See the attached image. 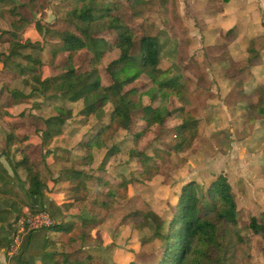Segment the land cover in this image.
Segmentation results:
<instances>
[{
    "label": "rangeland",
    "instance_id": "obj_1",
    "mask_svg": "<svg viewBox=\"0 0 264 264\" xmlns=\"http://www.w3.org/2000/svg\"><path fill=\"white\" fill-rule=\"evenodd\" d=\"M14 1L25 4L19 12L25 14L31 24L26 30L11 29L9 13L0 11V28L14 32V36L5 38L37 41L42 37L34 27L35 22H54L64 11L66 0ZM120 12L128 25L136 30L137 38L151 35L160 39V68L170 70L172 77L177 78L185 89L181 97H170L169 108L194 111L200 120L198 134L181 150L173 138L177 122L168 120L163 127H155L145 137L144 144L163 149L160 157H156L158 175L152 181L142 180L139 176L141 165L130 159L134 144L133 136L128 132L117 130L105 148H96L93 164L77 167L86 173L83 180L87 186V190L79 195L88 198L90 203L96 198H104L106 190L98 183L101 177L119 183L126 178L129 186L119 189L115 207L92 232V241L69 244L70 238L80 232L78 227L71 237L55 236L53 242L59 246L58 253L55 252L57 261L67 264V260H76L82 264V257L89 255L95 259L94 264L156 263L162 254V236L154 228L138 231L132 224L122 222L124 216L136 211H154L167 220L161 228V234H165L183 186L194 182L200 189H206L223 175L232 186L243 234L248 238V256H242L236 264H264V239L248 229L253 217L264 214V124L258 113L264 108V0H168V5H164L163 0H140ZM97 41L94 50L86 49L76 59V66L82 71L88 69V62L95 55L103 66L119 57L118 50L104 53V42ZM137 56L138 50L134 53V57ZM44 59L45 78L65 70L66 54H55L47 46ZM101 74L104 82L109 83L107 75L103 71ZM26 80L29 84L34 83L12 65L0 63V91L7 87L10 91L19 90L30 95L32 86ZM150 99L148 91L143 93L141 104H147ZM73 106L78 107L75 110L78 113L82 104L65 100L51 103L49 98L35 93L30 100L10 110H2L0 131L11 133L14 126L23 133H35L37 139L39 132L46 129L44 121L47 118L56 116L61 108ZM109 111L110 106L106 108V112ZM108 122L109 116L101 122L95 117L77 116L68 122L64 134L51 139L60 158L66 161L67 169H74L79 157L85 156L79 144L88 141ZM134 122L133 131L138 132L142 123L138 117ZM1 136L5 138L4 134ZM1 146L9 153L7 137ZM40 147L37 145L36 152ZM113 148L116 154L106 168H102L106 152ZM151 149L148 154L152 157ZM11 156V170L16 173L17 161L14 154ZM40 163L43 164V159ZM0 181L4 185L11 182L9 173L1 168ZM88 203L86 208L83 205L77 210L82 216L75 217L77 222H73L79 226L89 216Z\"/></svg>",
    "mask_w": 264,
    "mask_h": 264
},
{
    "label": "trees",
    "instance_id": "obj_2",
    "mask_svg": "<svg viewBox=\"0 0 264 264\" xmlns=\"http://www.w3.org/2000/svg\"><path fill=\"white\" fill-rule=\"evenodd\" d=\"M136 1L140 0H66L64 11L56 16L54 22H35L34 27L41 34V40L33 41L28 38L18 41L12 38L7 40L5 37L14 36L11 30L13 28L19 31L30 27L28 18L19 12L25 4H18L14 0H0V11L6 10L10 15L8 19L12 20L11 29L5 31L0 28V63L12 65L22 76L29 77L34 82L29 84V81H25L32 86L30 95L19 90L10 91L7 87L0 91V117L2 110H10L30 100L35 93L44 99L49 98L51 103L65 100L75 105L82 104L78 113H75L77 106L61 108L56 116L44 121L46 129L42 139L46 144L64 134L68 122L77 116L95 117L100 122L109 116L107 124H103L88 141L79 145L85 151V156L79 157L74 169H64L57 180L71 183L68 209H81L89 202L88 198L79 195L87 190V186L83 180L86 173L79 170L78 165H92L94 150L105 148L117 130L133 136L134 148L130 151V159L141 165L139 176L144 181H152L158 175L156 157H160V152L163 151L158 146L144 144L145 137L155 127H163L168 120L176 121L173 138L181 150L188 147L198 134L200 120L194 111L169 108L170 97H181L185 94V89L177 78L172 77L170 70L160 68V39L151 35L137 38L136 30L128 25L120 12ZM163 4L168 5V0H163ZM98 39L104 42V53L118 50L120 55L107 66H103L95 55L89 60L88 69L82 71L76 66V59L86 49L94 50ZM47 46L55 54H66V60L62 73L45 78L44 54ZM136 50L137 58L134 57ZM102 71L109 78V83L104 82ZM147 91L151 94V99L147 104H141V97ZM109 106L111 111L106 112ZM258 113L264 124V108H260ZM135 117L142 123L138 132L133 131ZM11 129L12 133L7 138L8 145L12 146L17 141L23 143L26 138L18 139L16 128L12 126ZM149 148H152L154 158L149 156ZM27 152V149L21 150L22 160L16 162L15 168L26 174L28 195L38 197L46 187L45 176L41 163L32 161ZM115 154L114 148L106 152L102 168H106ZM0 168L3 170L1 164ZM98 183L100 188L106 190L104 198H96L88 203L89 216L83 219L80 226L70 222L59 223L52 228L54 232L71 235L78 227L80 232L70 238L69 244L92 241V232L115 207L119 189H127L129 186L126 178L119 183L101 177ZM166 221L154 211L131 212L122 220L123 223L132 224L138 231L154 228L162 236L161 257L156 263L148 264H236L242 256H248V238L243 234L236 197L226 176H219L206 189H200L194 182L183 186L168 229L165 234H161ZM151 223L154 224L153 227ZM248 229L264 239V214L253 217ZM8 246L7 237L0 239V251ZM55 255L58 256H53ZM82 261V264H94L95 259L84 255ZM56 264H59L57 260ZM67 264L78 263L76 260H67ZM130 264L140 263L133 261Z\"/></svg>",
    "mask_w": 264,
    "mask_h": 264
},
{
    "label": "crops",
    "instance_id": "obj_3",
    "mask_svg": "<svg viewBox=\"0 0 264 264\" xmlns=\"http://www.w3.org/2000/svg\"><path fill=\"white\" fill-rule=\"evenodd\" d=\"M6 132L5 130L0 131V164L3 170L9 173L11 182L4 185L0 181V239L7 237L10 244V226L22 215L27 206L33 210H49L59 223L77 222L75 217L82 216L81 213L77 212L79 209L67 208V202L71 197V183L57 181L62 171L67 169V165L66 161L60 158L61 155L56 152V148L53 147L54 141L51 140L49 143L44 144L41 139L43 131L39 132L40 137L36 139L33 132L23 133L19 129H15L18 139L22 137L26 139L23 143L15 142L14 145L9 147L8 153L1 148V143L5 141L6 137L8 138L12 130L11 133L6 134ZM2 134L5 135V138L1 136ZM37 145L41 147L36 152ZM22 149L28 150L27 153L34 162H41L43 159L41 169L45 176L46 187L43 188L41 196H29L26 174L22 170H18L16 174L11 170V155L14 154V160L16 161L22 160ZM33 153L35 154L32 155ZM75 231L74 233H76ZM60 234L64 233L54 232L52 229L27 234L22 241L21 251L18 255H8L6 253L7 248L0 251V264H41V262L56 264L58 256L55 255L54 257L53 255L55 252L58 253L59 246L53 241L55 236ZM73 234L65 235L71 237Z\"/></svg>",
    "mask_w": 264,
    "mask_h": 264
},
{
    "label": "built area",
    "instance_id": "obj_4",
    "mask_svg": "<svg viewBox=\"0 0 264 264\" xmlns=\"http://www.w3.org/2000/svg\"><path fill=\"white\" fill-rule=\"evenodd\" d=\"M58 224V220L49 210H32L27 206L22 217L15 221L10 228V244L6 253L10 256L18 255L21 251L22 241L27 234L39 230H50Z\"/></svg>",
    "mask_w": 264,
    "mask_h": 264
}]
</instances>
